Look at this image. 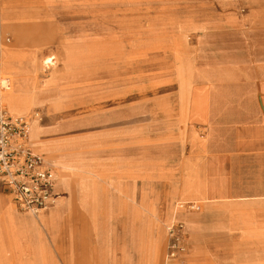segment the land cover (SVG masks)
Returning <instances> with one entry per match:
<instances>
[{"label": "rangeland", "instance_id": "rangeland-1", "mask_svg": "<svg viewBox=\"0 0 264 264\" xmlns=\"http://www.w3.org/2000/svg\"><path fill=\"white\" fill-rule=\"evenodd\" d=\"M79 1L0 0L3 41L8 42L13 29L24 38L25 43L15 45L13 49L34 53L38 65L29 77L31 82L43 90L57 91L61 101L54 110L48 101L31 109L28 103L27 108L18 113H10L5 107L1 109L11 115L38 118L30 122L29 143L57 173V191L61 199L66 196L65 186L69 179L71 181L68 187L71 208H58L57 217L50 218L49 231L40 230L38 226L40 234L37 243L35 241L36 247L33 245L32 257L39 261L46 259L47 264H123L120 259L126 252L129 264H179V259L187 253V241L183 252L169 258L167 228L172 224L180 225V233H184L189 223L183 218L201 211L208 202L204 199L178 208L176 204L181 198L173 196L169 219L162 221L160 213L149 212L153 206L146 205L145 195L146 198L138 199L133 194V162H144L141 157L146 151L153 150V146L161 149L162 134L167 136L169 131L170 155L176 156L173 147L176 140H172V132L176 130L171 125L173 117L163 118L162 113H157L151 118L148 110L154 103L173 102L178 80L185 91L188 82L185 75L192 72L193 59H202L201 53L209 50L204 49L210 39L207 35L224 29L227 19L240 17L241 9L225 3L217 5L220 0H87L86 11H90V18L86 20L82 16L84 25L78 27L70 12L72 7H78ZM92 12H105L107 17L98 21L92 18ZM110 48H116L120 55L116 63L64 64L65 54L79 58L85 54L86 62L93 64L103 54H108ZM47 57L51 62L44 65ZM66 79L69 82L66 83ZM103 83L110 86L98 89ZM103 102V105H97ZM167 108L169 110L168 106L160 107V110L165 113ZM39 120L44 125L39 139L41 144L55 142L66 145L64 150L40 151V147L32 144L30 127L33 121ZM56 125L66 128L61 135L51 133ZM147 135L153 138L146 139ZM188 166L191 163L187 161ZM176 167L171 163V182L175 185L178 183ZM90 170L96 176H91ZM112 173L120 174L118 177L127 186L116 181L113 188L128 195L126 198L121 195L124 207L116 214L117 225L111 219L112 214L106 212L105 215L108 208H103L102 213L100 208L92 207L99 185L88 191L86 214L79 210L81 195L77 176L85 177L86 183L90 184L89 179L113 181L109 178ZM105 185L103 190L112 193L108 184ZM132 197L133 202L129 199ZM8 204L16 213L24 214L10 200ZM52 210L49 208L50 212ZM133 211L136 219H133ZM26 221L31 220L27 218ZM29 223L38 224L33 220ZM24 225L28 226L27 223ZM13 230V225L7 221L5 232L9 237V248L0 246L1 264H5L4 259L8 264L12 256L18 257ZM112 250L117 251L113 253Z\"/></svg>", "mask_w": 264, "mask_h": 264}, {"label": "crops", "instance_id": "crops-1", "mask_svg": "<svg viewBox=\"0 0 264 264\" xmlns=\"http://www.w3.org/2000/svg\"><path fill=\"white\" fill-rule=\"evenodd\" d=\"M86 2L80 0L78 7L69 11L78 27L84 25L82 16L86 20L90 18ZM216 4L240 7L242 13L238 18L227 19L224 29L207 35L210 39L204 49L209 50L201 53L202 59H193L192 72L185 75L188 81L185 91L178 80L173 102L165 100L149 108L151 118L157 113H162L163 118L167 115L173 117L171 125L176 130L172 132V140H176L173 146L176 156L170 155V131L167 136L162 134L161 149L153 146V150L146 151V155L141 157L144 162H133V194L138 199L145 195L146 205L153 206L149 212L160 213L164 222L170 216L171 197L181 198L176 204L178 208L207 200L205 208L183 218L189 223L188 226L185 224L182 233L184 245L187 241V253L179 259V264H264V0H220ZM77 10L82 12L75 13ZM92 13V18L98 21L107 17L105 12ZM13 30L8 43L3 41L0 33V101L3 94L15 93L27 96L30 109L45 101L50 102L53 110L56 109L61 102L57 91L43 90L31 82L29 77L37 69V59L27 49H13L15 45L25 43L24 38ZM109 51L112 62H106L102 57L93 64L85 63L118 62L120 55L116 48ZM64 62L66 66L83 63L67 59L66 54ZM2 83L7 86L3 87ZM109 86L103 83L97 88ZM22 105L24 110L26 104ZM166 106L169 110L167 108L164 113L160 107ZM30 128V140L41 148L40 151L51 148L61 152L65 149L66 145L55 142L41 144L39 139L44 125L40 120L33 121ZM65 129L56 125L51 133L61 135ZM149 136L145 138L151 140L153 137ZM187 161L192 167H186ZM171 163L177 166V185L171 182ZM138 170H141L140 174L135 173ZM118 176L120 174L112 173V178H109L113 181L89 179L90 184L86 183L85 177L77 176L81 195L79 210L86 214L88 191L99 185L101 190L96 191V203L92 207L100 208V212L108 208L105 215L112 214L111 219L117 225L116 214L124 207L122 196L128 197L127 193L125 196L113 188L116 181L127 187ZM106 183L109 190L112 189L110 194L103 190ZM70 186L69 179L68 186H65L66 196L63 199L60 196L37 220L30 214L13 211L8 204L10 198L0 185V246L9 248V237L5 232L7 221L13 225L18 244L17 259L12 256L8 264H42V260L32 257L40 234L38 226L44 231L51 229L49 208H53L52 215L56 217L58 208H71ZM129 199L133 202V197ZM176 207L175 210L178 209ZM134 212L133 219H136ZM27 218L38 224L31 225ZM27 233H31V237ZM115 251L112 250L113 253ZM5 260L3 263L6 264ZM123 262L129 264L126 252L120 259V263Z\"/></svg>", "mask_w": 264, "mask_h": 264}, {"label": "built area", "instance_id": "built-area-1", "mask_svg": "<svg viewBox=\"0 0 264 264\" xmlns=\"http://www.w3.org/2000/svg\"><path fill=\"white\" fill-rule=\"evenodd\" d=\"M31 118L11 115L0 108V185L16 209L40 220L43 211L60 195L54 168L30 146ZM180 227L172 224L167 228L169 258L185 249Z\"/></svg>", "mask_w": 264, "mask_h": 264}, {"label": "bare ground", "instance_id": "bare-ground-1", "mask_svg": "<svg viewBox=\"0 0 264 264\" xmlns=\"http://www.w3.org/2000/svg\"><path fill=\"white\" fill-rule=\"evenodd\" d=\"M107 53L108 54H106V53L103 54V55L100 54L102 56L99 57L98 59H101L102 57H104V61L112 62L111 58L109 57V56H111V53H110L109 49H108ZM66 56H67V59L72 58V59H76L78 61H83V62H86L87 59H88V57H86L85 54L82 55L83 58L82 57L79 58V56H77L78 58L76 56H71V55L69 56L68 54H66ZM49 62H51V58L48 57V58H46L44 60L43 64L46 65ZM5 84L6 83H2V86L5 87L6 86ZM24 103L26 104V108H27L28 103H29V100L27 101V96L25 97V96H22L21 94L19 95V94H15V93H10L9 95L3 94L2 97H1V101H0V108H4L5 107V108H7L9 110L10 113H18L19 111L22 110L21 107L23 106L22 104H24ZM33 119H38V118H34V117L31 118V120H33ZM31 120L29 121V125H30ZM61 129H62V127H61ZM61 131H63V130H61ZM90 173H91V176H96V173L93 170H90ZM52 216L53 215H52V212H51L50 218ZM49 221H50V219H49ZM42 264H47L46 260H42Z\"/></svg>", "mask_w": 264, "mask_h": 264}]
</instances>
